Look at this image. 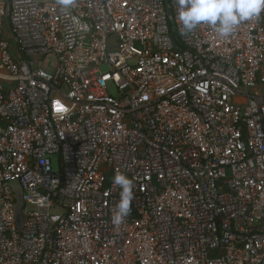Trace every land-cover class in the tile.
<instances>
[{
	"label": "built area",
	"instance_id": "1",
	"mask_svg": "<svg viewBox=\"0 0 264 264\" xmlns=\"http://www.w3.org/2000/svg\"><path fill=\"white\" fill-rule=\"evenodd\" d=\"M177 13L0 0V264H264V12L229 37Z\"/></svg>",
	"mask_w": 264,
	"mask_h": 264
},
{
	"label": "clouds",
	"instance_id": "2",
	"mask_svg": "<svg viewBox=\"0 0 264 264\" xmlns=\"http://www.w3.org/2000/svg\"><path fill=\"white\" fill-rule=\"evenodd\" d=\"M73 0H57L66 10ZM176 20L181 35L193 31L201 24L210 26L220 37H229L241 23L259 17L264 12V0H177ZM112 183L118 186L119 202L112 215V222L121 224L131 212L133 181L124 173L117 172Z\"/></svg>",
	"mask_w": 264,
	"mask_h": 264
},
{
	"label": "water",
	"instance_id": "3",
	"mask_svg": "<svg viewBox=\"0 0 264 264\" xmlns=\"http://www.w3.org/2000/svg\"><path fill=\"white\" fill-rule=\"evenodd\" d=\"M9 12V8H8ZM171 14V12H169ZM171 25L173 27V32L176 31L175 26H174V21H171ZM11 188L13 189L14 193L16 194V204H15V211L17 215V220L19 223V228H23V223H24V216H23V207H24V200H23V189L21 185L16 182L12 183Z\"/></svg>",
	"mask_w": 264,
	"mask_h": 264
},
{
	"label": "rangeland",
	"instance_id": "4",
	"mask_svg": "<svg viewBox=\"0 0 264 264\" xmlns=\"http://www.w3.org/2000/svg\"><path fill=\"white\" fill-rule=\"evenodd\" d=\"M7 29L9 30V24H6ZM39 66H44L48 71H53V69L57 66V59L54 56H51L47 58V60L39 61L38 62ZM111 92L113 94L115 93L114 87H111ZM262 92L264 93V88H262ZM54 169L57 170V166L55 165L54 162ZM29 213H34L37 211L36 206L33 205H28L27 206ZM54 214H61L64 215L65 212L62 210L55 211Z\"/></svg>",
	"mask_w": 264,
	"mask_h": 264
},
{
	"label": "crops",
	"instance_id": "5",
	"mask_svg": "<svg viewBox=\"0 0 264 264\" xmlns=\"http://www.w3.org/2000/svg\"><path fill=\"white\" fill-rule=\"evenodd\" d=\"M0 74H4V71H3V69H2V67H1V65H0Z\"/></svg>",
	"mask_w": 264,
	"mask_h": 264
}]
</instances>
